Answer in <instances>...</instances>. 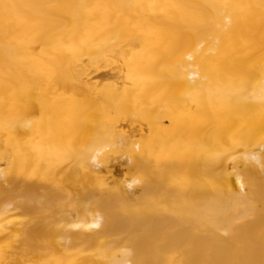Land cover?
<instances>
[{"label":"bare ground","instance_id":"bare-ground-1","mask_svg":"<svg viewBox=\"0 0 264 264\" xmlns=\"http://www.w3.org/2000/svg\"><path fill=\"white\" fill-rule=\"evenodd\" d=\"M0 264H264V0H0Z\"/></svg>","mask_w":264,"mask_h":264}]
</instances>
